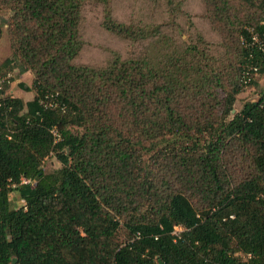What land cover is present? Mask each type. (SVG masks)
Returning <instances> with one entry per match:
<instances>
[{
	"label": "trees",
	"instance_id": "16d2710c",
	"mask_svg": "<svg viewBox=\"0 0 264 264\" xmlns=\"http://www.w3.org/2000/svg\"><path fill=\"white\" fill-rule=\"evenodd\" d=\"M86 1L0 0L13 47L0 72L31 71V85H19L34 92L23 101L0 88V264H264V95L232 111L239 75L264 73V0H236L244 21L229 16V0H206L234 28L241 67L228 84L205 72L187 113L177 55L168 80L145 56L76 61ZM98 1L111 32L156 34L113 20L110 0ZM234 144L247 157L226 159ZM50 156L60 166L46 170ZM10 193L24 204L13 207Z\"/></svg>",
	"mask_w": 264,
	"mask_h": 264
},
{
	"label": "rangeland",
	"instance_id": "374dc122",
	"mask_svg": "<svg viewBox=\"0 0 264 264\" xmlns=\"http://www.w3.org/2000/svg\"><path fill=\"white\" fill-rule=\"evenodd\" d=\"M229 1L231 3L229 16L237 15L239 21H244L242 17L247 15L245 14L247 9L236 0ZM110 2L113 9L112 19L136 28L149 26L156 34L146 40L123 38L103 26L102 3L98 0H87L82 10L80 36L83 45L76 58L78 63L102 67L115 53L123 58L145 56L152 65L150 72L164 70L167 78L163 79L168 80L172 77L167 73L175 69L173 66L175 61L169 60L177 55L178 66L186 70L184 73H177L174 82L176 87H180L181 84L188 86L176 91L179 96L177 102L183 113L193 110V107L201 103V97L195 94L200 90L196 87L202 83V75L205 76V72L221 74L226 84L237 82L236 67H241V63L236 52L239 43H236L235 30L225 29L222 23L215 21L206 0H110ZM9 16L8 9L0 10V19L3 23L0 35V64L13 52L8 26ZM152 26H157L159 33ZM161 35L163 38L159 39ZM0 77L3 79L6 94L20 97L23 101L33 97V90H27L19 85L20 82L27 86L31 85L33 79L31 71L20 74L15 66H10L0 72ZM196 83L198 86H194ZM237 84L240 86V92L236 96L233 112L239 110L245 103L256 101L264 95V73L256 71L248 82L240 81L239 75ZM240 154L245 156L242 148L234 144L225 156L226 159L234 161L233 159L240 157ZM59 166L60 163L54 156L47 158L44 163L46 170ZM245 169L246 163L242 160L238 166L231 169V172L234 176H241ZM9 198L13 207L24 204V201L14 193H10ZM120 224L116 239L123 243L128 237L123 224ZM240 255L246 257L244 254Z\"/></svg>",
	"mask_w": 264,
	"mask_h": 264
},
{
	"label": "built area",
	"instance_id": "2783aa9c",
	"mask_svg": "<svg viewBox=\"0 0 264 264\" xmlns=\"http://www.w3.org/2000/svg\"><path fill=\"white\" fill-rule=\"evenodd\" d=\"M254 39H256V36H253ZM257 71V68L255 66H250L245 72H243L242 75V81L243 82H248L251 79L252 74H255ZM3 82V79L0 77V88H1V84ZM52 132L55 136H57V132L55 129H52ZM179 229L178 227H176V230Z\"/></svg>",
	"mask_w": 264,
	"mask_h": 264
},
{
	"label": "water",
	"instance_id": "95a60500",
	"mask_svg": "<svg viewBox=\"0 0 264 264\" xmlns=\"http://www.w3.org/2000/svg\"><path fill=\"white\" fill-rule=\"evenodd\" d=\"M1 20V19H0ZM2 21V20H1ZM234 111V110H233ZM13 261H15V258L13 259Z\"/></svg>",
	"mask_w": 264,
	"mask_h": 264
}]
</instances>
